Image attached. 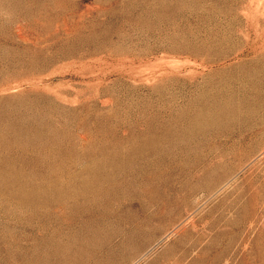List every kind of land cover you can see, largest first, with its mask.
<instances>
[{"label":"rangeland","instance_id":"374dc122","mask_svg":"<svg viewBox=\"0 0 264 264\" xmlns=\"http://www.w3.org/2000/svg\"><path fill=\"white\" fill-rule=\"evenodd\" d=\"M0 264H264V0H0Z\"/></svg>","mask_w":264,"mask_h":264}]
</instances>
